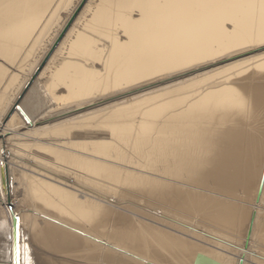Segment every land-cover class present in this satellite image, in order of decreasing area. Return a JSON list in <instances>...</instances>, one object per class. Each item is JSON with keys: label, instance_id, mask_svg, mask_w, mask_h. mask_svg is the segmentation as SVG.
<instances>
[{"label": "bare ground", "instance_id": "1", "mask_svg": "<svg viewBox=\"0 0 264 264\" xmlns=\"http://www.w3.org/2000/svg\"><path fill=\"white\" fill-rule=\"evenodd\" d=\"M71 2L0 0V264H264V0Z\"/></svg>", "mask_w": 264, "mask_h": 264}, {"label": "rangeland", "instance_id": "2", "mask_svg": "<svg viewBox=\"0 0 264 264\" xmlns=\"http://www.w3.org/2000/svg\"><path fill=\"white\" fill-rule=\"evenodd\" d=\"M93 1H95V0H93ZM77 4V5H79L80 4V2H81V0H79V2H78V0H72V2H71V4H70V7H69V5L67 6V7H65V8H63L62 10H61V13H62V15H61V13L59 14L60 16H59V19H58V23L61 25V23H63L64 21H65V18H69V16L71 15V12H72V10H71V8L73 7L72 5L74 4ZM77 2V3H76ZM73 3V4H72ZM84 3H86V0H85V2ZM67 9V10H66ZM65 10V11H64ZM69 11V12H68ZM71 11V12H70ZM64 12H66V13H64ZM68 12V13H67ZM64 13V14H63ZM63 15H65V18H64V16ZM62 19H63V21H62ZM69 20V19H68ZM60 21V22H59ZM58 23H56V26H54L53 27V30H54V28H55V30L53 31L52 29H50L49 31H48V34L46 35V38H45V41H44V43H43V46H42V49H40L39 50V52L37 53V56L36 57H39L40 55H41V53H42V50H46V47H47V45H48V43H49V41H48V39L50 40V39H52V37H53V33H55V31H56V29H58V26H57V24ZM52 33V34H51ZM50 35H52V36H50ZM50 36V37H49ZM47 37H48V39H47ZM47 40V41H46ZM51 41V40H50ZM47 42V43H46ZM47 44V45H46ZM54 50V49H53ZM52 50V51H53ZM39 54V55H38ZM27 73V72H26ZM26 74H23L22 76L24 77ZM18 79V80H17ZM20 79V80H19ZM22 80V77L21 78H16L14 81H12V83L6 88V90L3 92L5 95L7 94V95H11V93H13V95H14V93H16L17 92V89H14V87L15 88H17V87H20V83H19V81H21ZM43 79L42 78H39V79H37V77H35L34 78V80L33 81H31L30 82V84L27 86V88L24 90L25 92H26V90H28L29 89V86L31 85H33L34 84V86L35 85H39L40 84V82L42 81ZM37 83H36V82ZM35 82V83H34ZM17 84V86H15ZM19 85V86H18ZM30 86V87H31ZM11 89H12V91H11ZM1 89H0V94H1ZM15 91V92H14ZM8 92H10L9 94H8ZM22 91H20V93H21ZM25 92H22V97H21V99L23 98V96H24V94H25ZM3 93H2V95L0 96V105L3 103V100L5 101L6 100V96L4 95L3 96ZM2 97V98H1ZM4 97H5V99H4ZM21 102H19L18 104H20ZM27 104H29V102H27ZM24 107H27V105L26 104H24ZM50 110V109H49ZM260 111V112H259ZM259 116H258V113H257V118L256 117H254V120L252 119L251 120V122L252 123H250L251 124V126H253L252 127V131L254 132V130H255V134H256V132H257V134L256 135H259V136H263L264 137V108L262 107L261 109H259ZM261 111H263V112H261ZM39 112V111H38ZM49 112V113H48ZM42 113V114H41ZM44 113V114H43ZM50 113H52L51 111H40L39 113H35V116L36 117H38L39 116V118L40 117H46V116H48V114H50ZM38 114H40V115H38ZM46 114V115H45ZM44 115V116H43ZM261 115V116H260ZM256 120V121H255ZM260 120V121H259ZM254 122H256V123H254ZM256 125L255 127H254V125ZM263 126V127H262ZM261 127V128H260ZM260 128V129H259ZM260 130V131H259ZM11 146L9 145V148H10ZM13 148V147H12ZM263 153V152H262ZM10 156H12V154L10 153ZM14 162V161H13ZM13 163H11V164H8L9 166L11 165V166H13L12 165ZM12 173H14L13 175H14V177H15V175L17 174V172H15V171H13ZM16 173V174H15ZM18 176V174L16 175V177ZM16 181L14 180V179H12V187L14 188V195H13V197H14V200L13 201H9V206L10 207H14L15 206V199L18 201L20 198H22V195H21V190L20 189H15V186H16ZM151 210V209H150ZM193 215V214H192ZM155 216V215H154ZM137 218V217H136ZM168 219V218H167ZM139 221H141L142 223H144V224H147V225H150V226H153V230H155V232H157V230H159L160 229V225L158 224V221H155L154 219L152 220V219H150L148 216H142V217H140L139 219H138ZM169 220V219H168ZM174 220V226H173V228L174 229H176V230H178V231H174V233H176V235H178V236H180V237H183V238H185V239H192V238H196V239H200V237L198 236V233H202L203 235H202V237H205V238H208V236L210 235V236H213L214 234H221V233H217V232H215V226H213L212 224H210V223H208L207 221H203V222H201V221H199L200 219H198V218H194V219H192V220H186V219H184V218H182V220L184 221V222H182L181 220H179V219H176V218H174L173 219ZM187 222H188V224H187ZM133 223H134V225H136L137 227H139L140 228V225H139V223H137L135 220H133ZM162 224V223H161ZM182 224L184 225L183 227H182ZM189 224H192V225H196L197 227H195V228H191L190 226H189ZM148 230H146V231H148L149 233H151V230L152 229H150L149 227L147 228ZM72 231V230H71ZM79 234H83V233H79ZM194 234V235H193ZM81 236H83V235H81ZM250 237H251V234L250 235H246L245 234V236L243 237H241V241H242V243H241V246H242V250H246L247 248H248V245H247V242L249 243V241H250ZM152 242V241H151ZM112 245H113V247L114 248H118V249H121V247H119V246H117L115 243H112ZM36 250H38L37 248H36ZM167 251H169V250H167ZM38 253V252H37ZM62 256H63V258H61L62 259V261H64V264H86L85 263V260H84V258H83V256H82V250H81V248H75V249H73V250H70V251H66L64 254H62ZM172 262H175V261H172Z\"/></svg>", "mask_w": 264, "mask_h": 264}, {"label": "water", "instance_id": "3", "mask_svg": "<svg viewBox=\"0 0 264 264\" xmlns=\"http://www.w3.org/2000/svg\"><path fill=\"white\" fill-rule=\"evenodd\" d=\"M85 0H82L80 2V4L78 5V7L76 8V11L72 14V16L70 17V19L68 20L66 26L63 28L62 32L59 34L58 38H56V40L54 41V43L52 44V48L51 50L57 45L58 41L60 40L61 36L63 35V33L66 31V29L68 28V26L70 25V23H72V21L74 20L77 12L81 9L82 5L84 4ZM51 52V51H50ZM48 55V54H47ZM47 57V56H46ZM46 57L44 58V60L46 59ZM264 174V171L262 173V176ZM262 181V179H261ZM260 181V183H261ZM15 222H16V219L15 217L13 216L12 218V229H13V232H14V228H15ZM200 257V254H197L196 255V258L194 260V263L193 264H196V262L198 261V258ZM16 263V247H15V243L12 244V264H15Z\"/></svg>", "mask_w": 264, "mask_h": 264}]
</instances>
